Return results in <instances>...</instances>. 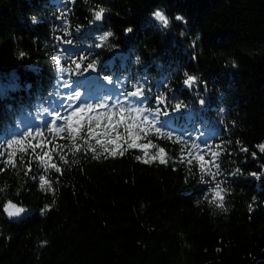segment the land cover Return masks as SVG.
<instances>
[{"label":"trees","instance_id":"trees-1","mask_svg":"<svg viewBox=\"0 0 264 264\" xmlns=\"http://www.w3.org/2000/svg\"><path fill=\"white\" fill-rule=\"evenodd\" d=\"M157 7L167 26L150 16ZM73 61L81 72L96 61L98 82L122 97L139 89L143 114L159 110L172 136L121 102L95 109L106 115L92 135L87 118L75 137L66 119L52 125L57 87L86 89ZM121 106L130 130L116 125ZM129 131L148 155L127 148ZM117 134L125 150L113 157ZM0 144V264H264V0H0ZM46 153L60 172L41 164ZM217 184L232 191H209ZM9 201L32 212L9 218Z\"/></svg>","mask_w":264,"mask_h":264},{"label":"snow or ice","instance_id":"snow-or-ice-1","mask_svg":"<svg viewBox=\"0 0 264 264\" xmlns=\"http://www.w3.org/2000/svg\"><path fill=\"white\" fill-rule=\"evenodd\" d=\"M104 13H105V11H104L103 7H99L98 10H95L94 11L95 21H102L103 17H104ZM157 15H160V14L158 13ZM160 18L163 21L164 25L168 24V20L166 17L160 16ZM126 31L130 32L131 29L128 28V29H126ZM67 43H72V42L67 41ZM20 55L23 56L24 54L20 53ZM55 60L59 63V61L61 60V57L56 56ZM73 63H75V62L73 61ZM234 63L235 62H233V64ZM65 68L67 69V71H65V73L69 72V68H67V67H65ZM88 70L95 71V64L88 63L87 67L83 69V72H88ZM75 71L78 74H81V75L83 74V72H81V64L80 63H75ZM185 76L187 78L183 81V83L189 87L192 86L197 79L195 76L188 75L187 73L185 74ZM105 77H107V76H105ZM105 77H104V79H105ZM105 80H107V79H105ZM69 87H71V85H69ZM137 91H139V89ZM137 91L135 93H132L131 95H126L124 97V100L128 102V112L130 114L131 113H143V109H139V108L135 107L136 104L143 103V99L133 100V97H141L142 96V93L139 91L141 94L138 95ZM68 99H69L70 104L67 107V111L65 113L57 112L54 119L51 120V124L56 125L58 121L66 119L67 124H68V131L71 134H73V137H75L81 131V128L83 126L81 122L85 121V118H87V121L90 122L89 127H88V133H89V135H92L93 134V128L91 126V122H95L96 127H99L100 126V124H99L100 119L104 115H106L105 113H95V109L96 108H103V107H105V104H102V103L90 104L88 102H83V103H80L79 106L75 108V111H72L71 110V102L80 100L81 99V92L73 91L72 94L68 97ZM121 103H123V102H121ZM158 103H159V101H158ZM175 107L177 109H179L181 107V105L177 104V105H175ZM47 111L48 110H46L45 112H47ZM108 111L111 112V110H108ZM124 111H125L124 107L121 106L120 107V113H121L120 119L118 121H116V125L124 124L130 130L133 128V125L128 124L127 121L125 120V117L123 115ZM68 112H70L71 114L68 115L67 114ZM89 113H95V114L89 115ZM75 117H78V119L76 120V127H72L73 118H75ZM159 117H160V112L158 110L156 113L151 114V119H150L148 114H143L142 118H143L144 122H148V124H149V127L147 130H151L154 127L155 132L158 135H163L165 137H171L172 132L166 131V130L162 131L163 121L161 119H159ZM132 119L135 122L137 120V117L135 115H133ZM108 120H109V124L107 125L108 129H110L111 131H115V126H113L111 123V116H108ZM156 125H160V126L156 127ZM47 126L48 125L46 124L45 127H47ZM62 130L63 129L60 127L55 128V131L57 133H59ZM140 130L145 131V129H140ZM32 134L33 133L31 130H26L23 135L32 136ZM129 137H130V139L127 142V148L128 149H142L145 151V154L148 155L147 149L152 147L151 143H148V144L138 143L137 141L139 139V132L129 131ZM120 139H121V137L119 136V134H117L116 138L110 141L114 145V147L110 151L107 148H105V151L108 152L109 155L114 157L113 154H115V156H116L118 154L121 155L124 152L125 149H123L121 147V144L119 143ZM202 142L207 143L206 141H202ZM19 143H21V141H19V140H10L9 146H11L12 144H19ZM96 143L101 144L102 142L100 140H97ZM103 143L106 144V143H108V141H105ZM29 146L32 147L31 145H29ZM41 146L42 145L39 143L36 144L35 147H32L33 152H35L36 148L41 147ZM2 147H3V145L0 144V148H2ZM89 147H91V145H89ZM193 147H197V145L194 144ZM258 147H259L261 152H264V145H259ZM92 150L95 151L94 148ZM242 151H247V149H242ZM164 152H165V150L163 148H160L158 150V154H157V155H159L162 162H166V160L164 158ZM0 155H2V154H0ZM12 155H14V153L9 154V161L8 162H11V156ZM253 155H255V154H253ZM45 156H48V158H44L43 156L38 157L41 164L45 168L51 167V168H54L57 172H60L61 169L59 167H57L56 164H54V163L49 164L50 155L46 153ZM213 156H215V153H213ZM61 157H63V156H60V159H61ZM202 159H203V157H201V160ZM63 160H64V157H63ZM65 163H67V161H65ZM201 166H204V165L201 164ZM41 189H43V185H41ZM216 195H220V193L217 192ZM2 210L6 213L7 217H9V218L18 217L25 212L24 207L17 206V204H15L11 201H9L7 204L3 205ZM44 210L50 211L51 210L50 206H46Z\"/></svg>","mask_w":264,"mask_h":264},{"label":"rangeland","instance_id":"rangeland-1","mask_svg":"<svg viewBox=\"0 0 264 264\" xmlns=\"http://www.w3.org/2000/svg\"><path fill=\"white\" fill-rule=\"evenodd\" d=\"M80 82L85 84L86 89L84 90V92L81 93L80 100L71 102L72 111H75V108L78 107L80 103L88 102L90 104H93L94 102L99 101V100L103 101V104H105V107L107 105H112V107L115 108L119 105L120 102H123L126 105H128V102L124 100V97H122L121 91L117 89L116 87H113L107 81L98 82L97 80V82L95 81L93 83L83 78L81 79ZM69 85L70 84L64 82L63 84H60L56 89V96L54 99V108H60L61 109L60 113H65L67 111V107L70 104L68 97L72 94L73 91H76L74 86L71 85V87H69ZM137 99H140V98L133 97V100H137ZM135 107L139 109H143L142 103L136 104ZM143 113H144V109H143ZM143 113H136V114L139 116ZM67 114L70 115L71 113L68 112ZM55 116L56 115L54 114L51 118L54 119ZM75 118L77 119L78 117H75ZM75 118H73V120ZM17 206H20V205L17 204ZM20 207H23V206H20ZM31 212L32 210L25 208V212L23 214H21L18 217H12V218L17 219L19 217L26 216L30 214Z\"/></svg>","mask_w":264,"mask_h":264},{"label":"clouds","instance_id":"clouds-1","mask_svg":"<svg viewBox=\"0 0 264 264\" xmlns=\"http://www.w3.org/2000/svg\"><path fill=\"white\" fill-rule=\"evenodd\" d=\"M103 8H104V11H105V12L108 11L107 8H105V7H103ZM158 13H159L160 15H157ZM150 16H151L155 21L160 22V23L163 24V25H164V23H163V21L161 20L160 16H164V17L167 18V20H168V24L170 23L169 18L166 16V11H165L164 9H162V8H159V7L154 8V9L150 12ZM31 19L33 20V22L36 21V17H35V16L31 17ZM175 19H176L177 21H181V22H183V23H185V24L187 23L185 17L182 16L181 14H179V13H176V14H175ZM168 24H167V25H168ZM167 25H164V26H167ZM130 29H131V31H132V28H130ZM77 31H79V29H78ZM131 31H130V32H131ZM109 34H110V35H109ZM126 34H127V33H126ZM114 35H115L114 31H113L111 28H108L107 30L102 31L100 34L96 35L95 38H96V40H98V41L107 42V41L109 40V38H110V37H113ZM197 38H199V37H197ZM96 47H100V44H97ZM135 59H136V63L139 64L140 59H141L140 56H136ZM92 63L95 64L96 61H92ZM234 66H235V65H234ZM57 70H58V71H63V72L67 71L66 68H59V67L57 68ZM186 73H187V72H185V74H186ZM105 79H108V77H105ZM137 94L139 95V94H141V93H140L139 91H137ZM105 98H107V97H105ZM199 103H200L201 105H203V104H204V101H203V100H200ZM46 110H47V109H44V111H46ZM221 111L223 112V109H221ZM237 172H239V169H237ZM252 175H253V176H256V179L259 180V176H258L256 173H252ZM201 180H203L202 177H201ZM217 189L219 190V192H222V193H225V194L230 193V192L232 191L231 188L221 187L220 184H217L216 189H210L209 191H212V192L216 193V190H217ZM226 197H227V196H225L224 199H218L217 196L214 195V196L212 197L210 203L215 204V206H216L217 208H219L222 212H224V213H228L229 208H228V206H227V204H226ZM205 198H207V194H205ZM253 199H255V197H253ZM196 204H197V206H198V202H196ZM46 206H47V205H45V207H46ZM251 210H252V209L250 208V211H251Z\"/></svg>","mask_w":264,"mask_h":264},{"label":"water","instance_id":"water-1","mask_svg":"<svg viewBox=\"0 0 264 264\" xmlns=\"http://www.w3.org/2000/svg\"><path fill=\"white\" fill-rule=\"evenodd\" d=\"M98 73H99V68L95 66V71L88 70V72H85L84 78L90 82H94L98 76Z\"/></svg>","mask_w":264,"mask_h":264}]
</instances>
